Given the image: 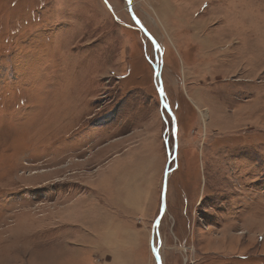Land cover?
<instances>
[{
  "label": "rangeland",
  "instance_id": "rangeland-1",
  "mask_svg": "<svg viewBox=\"0 0 264 264\" xmlns=\"http://www.w3.org/2000/svg\"><path fill=\"white\" fill-rule=\"evenodd\" d=\"M131 3L0 0V264H264V0Z\"/></svg>",
  "mask_w": 264,
  "mask_h": 264
},
{
  "label": "water",
  "instance_id": "water-1",
  "mask_svg": "<svg viewBox=\"0 0 264 264\" xmlns=\"http://www.w3.org/2000/svg\"><path fill=\"white\" fill-rule=\"evenodd\" d=\"M126 1V4H127V8H128V11L132 17V19L134 20V22L137 24V26L143 31V33L150 39L152 40L153 44H154V47L157 48L158 47V43L156 42V40L154 39V37L146 30V28L143 26V24L140 22V20L137 18V16L134 14L133 10H132V3H131V0H125ZM157 58V57H156ZM154 74H155V78L158 80V77H159V69H158V64H157V59H156V64L154 65ZM160 88H161V82H160V79H159V83L157 85V90L159 92V96H160V101L162 102V100L164 99L163 97H161L160 95ZM172 115V114H171ZM172 131H173V134H174V137H175V134H176V121H173V127H172ZM175 153H176V138H175V142H174V147H173V154H172V157L175 156ZM171 160V157H169L168 159V164ZM168 164L166 166V169L164 171V176H163V186H162V197H161V206H160V212H159V215L157 217V219L155 220L154 222V228L155 226L158 224L162 214L164 213L165 211V192H166V184H167V177H168V174L170 172V169L168 167ZM151 247H152V251L154 253V256H155V259H156V262L157 264H162L161 262V257L159 255V250L157 247L154 246V243L151 244Z\"/></svg>",
  "mask_w": 264,
  "mask_h": 264
},
{
  "label": "snow or ice",
  "instance_id": "snow-or-ice-1",
  "mask_svg": "<svg viewBox=\"0 0 264 264\" xmlns=\"http://www.w3.org/2000/svg\"><path fill=\"white\" fill-rule=\"evenodd\" d=\"M160 95H161V97H165L164 89L162 87L160 88ZM162 104H163L164 113H169L170 112V105L167 103L166 99L162 100ZM161 119L165 120L166 123L170 122V121H175V115L174 114H172L170 116L162 115Z\"/></svg>",
  "mask_w": 264,
  "mask_h": 264
},
{
  "label": "bare ground",
  "instance_id": "bare-ground-1",
  "mask_svg": "<svg viewBox=\"0 0 264 264\" xmlns=\"http://www.w3.org/2000/svg\"><path fill=\"white\" fill-rule=\"evenodd\" d=\"M165 7H166V4L162 6V9L166 10L167 8H165ZM158 18L160 19V17H158ZM204 115H205V114H203V116H204Z\"/></svg>",
  "mask_w": 264,
  "mask_h": 264
}]
</instances>
